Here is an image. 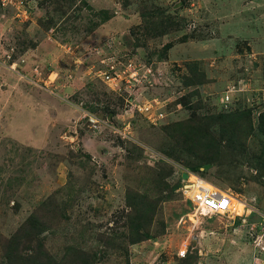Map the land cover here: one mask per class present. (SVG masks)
Returning <instances> with one entry per match:
<instances>
[{
	"label": "rangeland",
	"instance_id": "374dc122",
	"mask_svg": "<svg viewBox=\"0 0 264 264\" xmlns=\"http://www.w3.org/2000/svg\"><path fill=\"white\" fill-rule=\"evenodd\" d=\"M21 1L0 0V264H264L241 226L264 214V0ZM112 38L151 67L150 112L98 77ZM182 170L234 213L195 214Z\"/></svg>",
	"mask_w": 264,
	"mask_h": 264
},
{
	"label": "built area",
	"instance_id": "2783aa9c",
	"mask_svg": "<svg viewBox=\"0 0 264 264\" xmlns=\"http://www.w3.org/2000/svg\"><path fill=\"white\" fill-rule=\"evenodd\" d=\"M20 4H23L21 0ZM109 44L111 48L108 49V54L100 61L103 67L98 69V72H102V76L98 77L108 84V87H110L112 91L117 94L125 95L129 110L133 112H150L151 106L142 103L141 93L138 87L150 86L148 83H151V76L154 75L151 67L141 59L125 58L126 56L121 54V52L114 47L116 46L114 38L111 39ZM125 92H127V94H124ZM185 171L186 170H182L180 175ZM195 176L204 182H208L201 176ZM185 182L186 181L183 179L182 183ZM208 183L212 186L211 188L200 186L195 189L186 187L183 184L180 190L183 191V193H188L193 199V202L196 203L195 214L199 213L207 216L229 213L232 194L218 188L210 182ZM241 226H245L246 228H244L246 230L249 229L247 231H249L248 234L251 238L253 236V243L261 248H259L260 252L261 250L264 251V214H257V219L255 221L246 222Z\"/></svg>",
	"mask_w": 264,
	"mask_h": 264
},
{
	"label": "bare ground",
	"instance_id": "6f19581e",
	"mask_svg": "<svg viewBox=\"0 0 264 264\" xmlns=\"http://www.w3.org/2000/svg\"><path fill=\"white\" fill-rule=\"evenodd\" d=\"M186 178L189 179V181H188L189 184L186 183V187H191V188H195V189H197L200 186H204L205 188H211L212 187L209 183L202 181L201 179L197 178V176H195L194 174L188 173ZM193 182H196V183H193ZM236 207H237V205H234L233 207L231 206L230 212L234 213Z\"/></svg>",
	"mask_w": 264,
	"mask_h": 264
},
{
	"label": "trees",
	"instance_id": "16d2710c",
	"mask_svg": "<svg viewBox=\"0 0 264 264\" xmlns=\"http://www.w3.org/2000/svg\"><path fill=\"white\" fill-rule=\"evenodd\" d=\"M201 135H204L202 132H201ZM203 137V136H202ZM205 137V136H204ZM81 254L83 255V252L81 251ZM84 255L85 256H88V254H86V253H84ZM85 256H81L80 257V260L82 261V264H85V262H86V259H85ZM8 259H10V260H15L16 259V257H11V256H9V258ZM53 262V264H54V260L52 261Z\"/></svg>",
	"mask_w": 264,
	"mask_h": 264
},
{
	"label": "water",
	"instance_id": "95a60500",
	"mask_svg": "<svg viewBox=\"0 0 264 264\" xmlns=\"http://www.w3.org/2000/svg\"><path fill=\"white\" fill-rule=\"evenodd\" d=\"M182 175H183V177H184V178H186V177H187V175H188V173H187V172H183V174H182Z\"/></svg>",
	"mask_w": 264,
	"mask_h": 264
}]
</instances>
